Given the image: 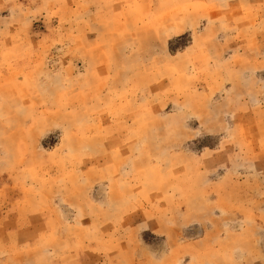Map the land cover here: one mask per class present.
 Returning <instances> with one entry per match:
<instances>
[{
	"label": "rangeland",
	"instance_id": "374dc122",
	"mask_svg": "<svg viewBox=\"0 0 264 264\" xmlns=\"http://www.w3.org/2000/svg\"><path fill=\"white\" fill-rule=\"evenodd\" d=\"M0 264H264V0H0Z\"/></svg>",
	"mask_w": 264,
	"mask_h": 264
}]
</instances>
